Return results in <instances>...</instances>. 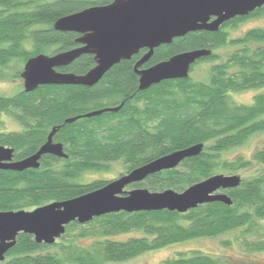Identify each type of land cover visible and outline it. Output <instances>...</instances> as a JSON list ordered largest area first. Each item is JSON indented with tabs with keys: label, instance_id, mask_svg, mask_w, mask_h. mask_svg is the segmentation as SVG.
<instances>
[{
	"label": "trees",
	"instance_id": "16d2710c",
	"mask_svg": "<svg viewBox=\"0 0 264 264\" xmlns=\"http://www.w3.org/2000/svg\"><path fill=\"white\" fill-rule=\"evenodd\" d=\"M113 1L0 0V79L20 81L29 59L49 51L55 55L80 47L79 35L55 31L54 24L62 17ZM263 15L264 9L250 17ZM229 25L225 24L218 33H191L161 46L144 66L148 69L178 54L201 49L211 50L213 55L198 63L212 62L220 58L215 49L227 45L235 48L226 61L210 69L205 82L191 78L171 80L139 92L134 63L123 61L93 88L44 86L33 93H26L23 88L15 96H0V147L13 148L17 161L26 159L37 153L52 130L59 127L55 142L64 145L69 157L63 160L45 156L38 170L0 171V210L33 211L89 194L108 183L82 184L80 179L87 172H107L110 164L123 161L130 174L197 144L205 145L199 157L184 161L181 169L158 173L132 188L182 193L222 170L235 173L251 166V161H229L224 155L264 132V94L257 95L252 105H238L233 98L247 90L264 89V30H252L243 39L229 42L228 33L224 32ZM253 44L263 47L255 49ZM146 53L147 50L141 51L135 59L139 61ZM95 65L93 56L84 55L59 72L85 75ZM123 103L117 114L65 124L68 119L117 108ZM4 115L16 121L20 131L6 132L1 120ZM253 161L264 167V148L253 156ZM224 193L232 198L233 206L212 203L187 214L118 213L87 225L73 223L66 234L71 237L78 231L76 241L57 240L53 246L39 245L33 236L21 234L8 254L10 260L3 264L123 263L175 244L216 238L246 227L253 229L256 221L264 220V173L252 180L243 179L238 189ZM132 231L142 236L114 238ZM85 238H93V243L81 245ZM255 250L260 251L261 247ZM161 264L236 263L190 251L178 253L176 258Z\"/></svg>",
	"mask_w": 264,
	"mask_h": 264
},
{
	"label": "water",
	"instance_id": "95a60500",
	"mask_svg": "<svg viewBox=\"0 0 264 264\" xmlns=\"http://www.w3.org/2000/svg\"><path fill=\"white\" fill-rule=\"evenodd\" d=\"M264 7V0H114L111 4L91 7L60 18L55 31L82 35L81 47L55 55L41 54L27 61L21 75L26 93L44 86H78L93 88L117 65L130 61L147 50L135 65L139 77V92L171 80H188L191 67L201 59L211 57L213 51L194 50L178 54L151 68L156 49L170 45L176 39L198 32L218 33L236 18H245ZM84 55H93L96 66L85 75L59 72L71 66ZM117 108L103 109L66 120L73 124L83 118L117 114ZM60 128H54L47 142L34 155L17 161L15 150L0 147V171L25 172L41 168L45 156L66 160L68 155L62 143L55 142ZM204 144H197L154 160L130 174L109 182L89 194L62 202H54L33 211L3 212L0 210V263L17 245L18 237H34L39 245L53 246L73 223L87 225L95 219L118 213L169 211L187 214L200 206L222 203L233 206L225 191L239 188V175H215L199 182L184 192L174 190L151 192L148 189H126L145 182L149 177L178 168L184 161L199 157Z\"/></svg>",
	"mask_w": 264,
	"mask_h": 264
},
{
	"label": "rangeland",
	"instance_id": "374dc122",
	"mask_svg": "<svg viewBox=\"0 0 264 264\" xmlns=\"http://www.w3.org/2000/svg\"><path fill=\"white\" fill-rule=\"evenodd\" d=\"M231 29L233 30L231 31ZM256 29L264 30V15L257 18H247L243 21V23H241V25L240 23L231 24L226 29H224V32L228 33L227 38L229 39V42H231L243 39V37L248 32ZM253 47L256 49L258 47L262 48L263 46L262 44H253ZM235 50L236 49L231 48L230 45L215 49L214 53L216 55H219L220 58L212 62L201 61L200 63L194 65V67L192 66L190 71V78L194 82H205L208 79L210 69L213 66L221 64L223 61H226L228 56L232 54ZM52 53L53 52L49 51L47 55H52ZM9 72L10 71H8V73ZM22 90V80L16 81L13 79H0V96L12 97L20 93ZM259 94H264V89H261L260 91L247 90L233 95V98L238 105H252L254 103L255 97ZM1 120L4 122L6 132L10 133L20 131V125L12 118H9L8 116L4 115L1 117ZM263 148L264 132L253 135L248 139L245 145L234 148L230 152H228V154L224 155V158L229 161H236L241 158L244 159L246 162L251 161V166L235 173L229 172L227 170H222L217 175H239L244 180H252L253 178L262 175L264 173V167L256 164L253 161V156L259 151H261ZM178 168L181 169V166H179ZM124 175H127L126 164L123 161H116L110 164L109 170L107 172L85 173L80 179V182L82 184H92L95 182L109 183ZM132 189V186H130L126 190L131 191ZM76 235H78V231L72 233L71 237H67L68 235L65 234L60 240H58V242L61 243L65 240L66 242L76 241ZM140 236H142L141 233L132 231L127 234L118 235L114 238L119 240H127L132 237ZM92 243L93 238H85L82 240L81 245L90 246ZM260 247V251L255 250V248ZM53 251L54 250H48L47 252ZM190 251H200L202 253L212 255L214 258H219L225 263L230 262L236 264H264V220H260L258 222L256 221L255 227L253 229L246 227L244 229L235 230L216 238H202L184 243H179L159 251L146 253L128 262L111 264H161L163 261L176 258L178 253Z\"/></svg>",
	"mask_w": 264,
	"mask_h": 264
},
{
	"label": "flooded vegetation",
	"instance_id": "af4514ba",
	"mask_svg": "<svg viewBox=\"0 0 264 264\" xmlns=\"http://www.w3.org/2000/svg\"><path fill=\"white\" fill-rule=\"evenodd\" d=\"M263 9H264V7H263ZM259 10H262V8L259 9ZM259 10H257V11H259ZM257 11H256V12H257ZM256 12H254V13H252V14H255ZM252 14H251V15H252ZM251 15H250V16H251ZM250 16L245 17V18H246V19H247V18H250ZM253 16H254V15H253ZM245 18H236V19H234V20H231V21L229 22V24L231 25V24H233L234 21L237 22L238 20H244ZM255 18H257V17H255ZM240 25H241V24H240ZM232 30H233V29H231V31H232ZM77 35H79L80 37L82 36V35H80V34H77ZM80 47H81V45H80ZM91 56H93V55H91ZM135 57H136V56H135ZM135 57H133L132 60L128 61V62H131V61H132V62L134 63V69H135V65H136L137 62H138L137 59H135ZM93 58H94V61H95V57H94V56H93ZM197 63H198V62H197ZM197 63H196V64H197ZM95 64H96V62H95ZM196 64H195V65H196ZM95 66H96V65H95ZM115 67H116V66H115ZM115 67H114V68H115ZM193 67H194V66H193ZM143 69H144V67H143ZM134 72H135V70H134ZM190 77H191V73H190ZM190 77H189V78H190ZM104 78H105V77H104ZM104 78H103V80H104ZM103 80H102V81H103ZM102 81H101V82H102ZM101 82H100V83H101ZM9 259H10V257H9V255H7V257H6V261H5L4 263L8 262ZM0 264H3V263H0Z\"/></svg>",
	"mask_w": 264,
	"mask_h": 264
}]
</instances>
